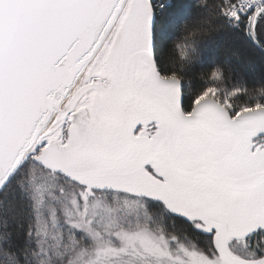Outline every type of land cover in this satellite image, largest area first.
<instances>
[{
  "label": "snow or ice",
  "instance_id": "obj_1",
  "mask_svg": "<svg viewBox=\"0 0 264 264\" xmlns=\"http://www.w3.org/2000/svg\"><path fill=\"white\" fill-rule=\"evenodd\" d=\"M0 264H264V0H0Z\"/></svg>",
  "mask_w": 264,
  "mask_h": 264
}]
</instances>
